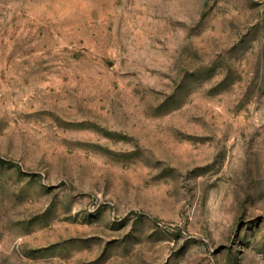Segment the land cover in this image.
I'll use <instances>...</instances> for the list:
<instances>
[{
  "label": "rangeland",
  "instance_id": "1",
  "mask_svg": "<svg viewBox=\"0 0 264 264\" xmlns=\"http://www.w3.org/2000/svg\"><path fill=\"white\" fill-rule=\"evenodd\" d=\"M0 264H264V0H0Z\"/></svg>",
  "mask_w": 264,
  "mask_h": 264
},
{
  "label": "trees",
  "instance_id": "2",
  "mask_svg": "<svg viewBox=\"0 0 264 264\" xmlns=\"http://www.w3.org/2000/svg\"><path fill=\"white\" fill-rule=\"evenodd\" d=\"M7 161L0 155V164H5Z\"/></svg>",
  "mask_w": 264,
  "mask_h": 264
}]
</instances>
